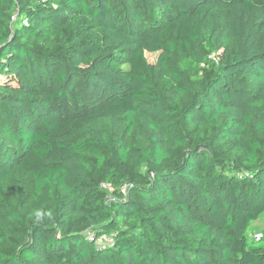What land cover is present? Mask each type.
Returning <instances> with one entry per match:
<instances>
[{
  "label": "trees",
  "instance_id": "obj_1",
  "mask_svg": "<svg viewBox=\"0 0 264 264\" xmlns=\"http://www.w3.org/2000/svg\"><path fill=\"white\" fill-rule=\"evenodd\" d=\"M263 213L264 0H0V264H264Z\"/></svg>",
  "mask_w": 264,
  "mask_h": 264
},
{
  "label": "rangeland",
  "instance_id": "obj_2",
  "mask_svg": "<svg viewBox=\"0 0 264 264\" xmlns=\"http://www.w3.org/2000/svg\"><path fill=\"white\" fill-rule=\"evenodd\" d=\"M159 52L157 53H146L145 56L149 63H154L156 60V57ZM30 189V187H27V191ZM264 232V213L261 214L256 220L251 221L249 224V227L247 229V242L250 245L259 246L264 244V240L255 241L254 235L263 233Z\"/></svg>",
  "mask_w": 264,
  "mask_h": 264
},
{
  "label": "built area",
  "instance_id": "obj_3",
  "mask_svg": "<svg viewBox=\"0 0 264 264\" xmlns=\"http://www.w3.org/2000/svg\"><path fill=\"white\" fill-rule=\"evenodd\" d=\"M101 188H103L104 190H108V191L111 190L110 186L107 184H101ZM261 238H262L261 233L254 235L255 241H260ZM86 240H88L91 243L93 242L94 246L98 249H104L106 247L114 245V239L110 235L95 236V235L89 233L86 236Z\"/></svg>",
  "mask_w": 264,
  "mask_h": 264
}]
</instances>
